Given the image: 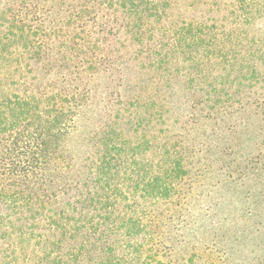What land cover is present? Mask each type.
I'll use <instances>...</instances> for the list:
<instances>
[{
    "label": "trees",
    "instance_id": "obj_1",
    "mask_svg": "<svg viewBox=\"0 0 264 264\" xmlns=\"http://www.w3.org/2000/svg\"><path fill=\"white\" fill-rule=\"evenodd\" d=\"M197 176L247 203L201 232L264 264V0H0V264H199Z\"/></svg>",
    "mask_w": 264,
    "mask_h": 264
},
{
    "label": "rangeland",
    "instance_id": "obj_2",
    "mask_svg": "<svg viewBox=\"0 0 264 264\" xmlns=\"http://www.w3.org/2000/svg\"><path fill=\"white\" fill-rule=\"evenodd\" d=\"M121 91H123L122 88ZM99 94L102 95L105 93L99 91L98 95ZM95 102L98 103V101ZM99 107H102V105H92L90 108H87L79 118V131L70 143L77 161L81 160L90 149V145L87 144L86 141L92 130L98 127L99 121H97L96 112ZM179 111L181 112V110ZM176 128L175 130L178 131L179 128L177 126ZM200 177L201 176L196 177L192 193L190 192V194L186 196L188 206L184 205L183 210H180V214L178 213V219H180L178 224L180 223V225L175 235L178 240L184 236L182 239H185V241L175 250L176 254L178 256H183L189 253L192 248H197L199 255L197 260L199 264H212L216 262L217 264H249L252 257L257 256L259 253L254 246L250 245V242L241 247L240 250L236 249L231 252H226L225 247L219 239L214 242L211 237L201 232L204 224L210 220V216L212 217L215 214L216 216H214V218L216 220H225L224 227H226V230H229L228 233H232L236 230L238 231L242 226V222L240 219H235L234 215L242 210L247 203L240 195V197L233 200H222L221 202L227 205L224 209L222 208L218 211L215 207L211 208V203L216 202L217 199L220 201L219 197L221 196L219 193H214L212 197H210L207 191L210 188L209 184L211 183V179H207V176L205 183L202 185L200 184L202 181ZM190 183L191 181L186 186ZM205 184L206 186H204ZM231 218L233 221H231Z\"/></svg>",
    "mask_w": 264,
    "mask_h": 264
}]
</instances>
